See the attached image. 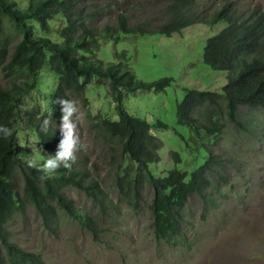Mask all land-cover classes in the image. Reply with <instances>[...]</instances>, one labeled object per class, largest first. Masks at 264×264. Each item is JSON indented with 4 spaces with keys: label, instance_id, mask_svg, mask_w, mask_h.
I'll return each mask as SVG.
<instances>
[{
    "label": "trees",
    "instance_id": "obj_1",
    "mask_svg": "<svg viewBox=\"0 0 264 264\" xmlns=\"http://www.w3.org/2000/svg\"><path fill=\"white\" fill-rule=\"evenodd\" d=\"M163 1L141 16L132 5L119 9L115 24L95 28L90 21L108 12L109 4L95 9L89 0H27L22 8L18 1L0 0V27L1 19L8 18L21 37L11 56L6 48H0V73L8 81L6 87L0 84V124L21 131L22 122L27 120L43 149L55 155L63 133L51 122L46 131L42 124L45 118L50 121L57 116H42L39 109L25 112V98L39 89L46 74L52 75L48 77L57 83L54 105L63 109L61 100L72 101L75 110L71 114H75L74 97L86 96L96 77L108 81V94L119 119L98 115L93 120L104 137L120 144L117 187L137 206L140 181L146 180L153 191L150 211L154 234L158 240L171 241L181 232L182 213L189 199L203 197L223 166L221 156L211 148L220 140L227 122L238 124L241 107L264 111V8L240 5L238 0ZM222 22L226 26L207 41L204 60L214 70L226 71L227 83L222 91L188 89L178 106L180 124L191 131L189 140L183 138L186 156L171 152L174 168L156 177L152 168L161 161L164 142L154 130L167 126L132 115L125 100L140 89L165 91L172 79L140 81L125 54L118 55L119 63H105L97 53L102 42L122 36H173L199 23L216 27ZM3 135L0 128V264H46L41 254L26 251L12 241L13 220L32 204L43 226L54 233L60 213L78 219L77 207L65 189L74 185L97 201L94 190L99 186L86 185L87 175L73 165L58 168L54 179L43 176L21 158L16 131L8 138ZM18 172L23 186L18 184ZM79 222L97 238L100 230L90 216Z\"/></svg>",
    "mask_w": 264,
    "mask_h": 264
},
{
    "label": "rangeland",
    "instance_id": "obj_2",
    "mask_svg": "<svg viewBox=\"0 0 264 264\" xmlns=\"http://www.w3.org/2000/svg\"><path fill=\"white\" fill-rule=\"evenodd\" d=\"M15 1L22 8L27 2ZM163 2L89 0L88 4L95 9L110 5L108 12H102L90 24L104 28L109 22L116 23L119 9L132 5L141 16ZM238 2L264 8V0ZM226 24L211 27L199 23L173 36L156 33L102 42L97 57L105 63H119L118 55L125 54L138 80L154 83L172 79L165 91L140 89L125 100V107L132 115L153 125L167 126L154 130L164 142L161 161L152 168L156 177L174 168L171 152L186 156L183 138L189 140L191 131L180 124L178 106L185 100L188 89L222 91L227 83L226 71L214 70L204 60L208 39ZM20 39L12 22L3 17L0 48H6L11 56ZM48 76L53 77L46 74L39 89L25 98L24 111L39 109L42 116L56 115L57 118L49 122L61 130L63 111L52 101L57 83ZM7 82L0 73V84L6 87ZM87 91L84 97H74L76 113L69 116V123L74 125L73 137L78 135L83 145L78 151L74 145L77 159L72 165L87 175L86 185L99 186L94 190L99 198L94 200L74 185L67 187L65 192L77 207L78 219L60 213L54 233L43 226L42 217L30 204L26 213L17 215L11 223L13 242L26 251L41 254L46 264H264L263 110L241 107L238 124L227 122L220 140L211 148L214 154L221 156L222 168L211 179L212 185L203 197L194 195L189 199L182 213L180 234L171 241H164L154 234L150 211L152 187L146 180L140 181L141 197L137 206L120 192L117 187L122 162L120 144L108 140L95 126L93 117L98 115L119 119L116 104L108 94V81L96 77ZM20 128V156L24 161L34 157L37 149L43 157L49 155L27 120ZM124 173L125 170L121 174ZM17 175L19 186H23L22 175L20 172ZM58 175L55 171L50 178ZM127 188L125 184V190ZM85 216L96 222L100 230L97 238L80 224L79 220Z\"/></svg>",
    "mask_w": 264,
    "mask_h": 264
},
{
    "label": "clouds",
    "instance_id": "obj_3",
    "mask_svg": "<svg viewBox=\"0 0 264 264\" xmlns=\"http://www.w3.org/2000/svg\"><path fill=\"white\" fill-rule=\"evenodd\" d=\"M60 102L65 105V107L62 109L63 115L61 117L62 123L60 125L61 131L63 132V138L59 142L55 155L49 154L48 156L43 157L40 151L37 149V154L27 160V163L30 167L37 168V170L41 171L45 177L53 175L55 171L61 166H63L65 169L70 168L72 163H74L77 159L76 154L74 153V145L76 146L77 151L83 147V145L80 143L78 135L74 139V125L69 123V116L75 110L73 107V102L65 100H61ZM48 123V119L45 118L42 124L43 130H47ZM0 128L4 130V138L10 137L12 131H16V135L18 137L22 135L20 131L9 128L3 124H0ZM41 159L43 160L42 163H40Z\"/></svg>",
    "mask_w": 264,
    "mask_h": 264
}]
</instances>
